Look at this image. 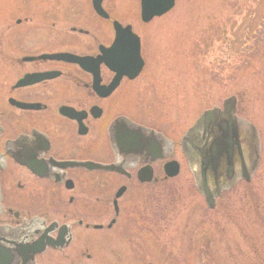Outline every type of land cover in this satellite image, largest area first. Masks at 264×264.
I'll list each match as a JSON object with an SVG mask.
<instances>
[{"label":"rangeland","instance_id":"1","mask_svg":"<svg viewBox=\"0 0 264 264\" xmlns=\"http://www.w3.org/2000/svg\"><path fill=\"white\" fill-rule=\"evenodd\" d=\"M89 1L0 0V109L20 75L16 60L21 29L37 26L40 32L33 35L39 37L53 29L54 21L52 32L69 31L70 25L89 28L94 24ZM105 7L113 18L131 24L142 39L145 67L138 78L122 83L120 112L176 142L174 159L181 171L170 179L159 172L155 183L122 179L128 191L119 201L118 216L112 200L95 201L91 186L85 203H68L65 191L63 202L31 195L39 199L18 207L28 215L62 223L81 209L90 224L105 225L103 230L74 228L77 239L87 235L82 256L74 250L85 238L65 251L48 252L41 261L264 264V0H176L169 13L148 23L140 19L139 0H106ZM230 96L236 97L239 114L256 127L260 166L251 181H239L208 208L179 142L204 110L222 106ZM112 218L117 221L108 229Z\"/></svg>","mask_w":264,"mask_h":264},{"label":"flooded vegetation","instance_id":"2","mask_svg":"<svg viewBox=\"0 0 264 264\" xmlns=\"http://www.w3.org/2000/svg\"><path fill=\"white\" fill-rule=\"evenodd\" d=\"M105 2L102 0L101 5L108 17L98 13L94 0L89 1L88 6L94 14V20L90 22L94 24L89 28L70 25L69 31L52 32L57 26L54 21L53 29L48 33L41 32L43 35L39 37L33 35L40 32L37 26L25 25L21 29L20 57L16 60L20 75L8 89L7 105L0 109V264H24L20 247L32 243L38 235L32 233L34 229L28 231V237L22 236V232L26 226L35 225L32 221L36 218L43 220L45 227L58 224L51 233L57 247H48L36 254V264H45L40 257L48 252L65 251L76 240L85 238L84 243L77 241L80 248L74 250L77 257L82 256L88 239L84 233L77 239L75 227L85 230L105 228L104 224H90L81 209L62 223L48 221L43 215H28L18 207L39 199H30L31 195L63 202L61 193L65 191L68 203H85L91 186L95 201L112 200L118 216L121 211L119 201L128 191V184L121 183L122 179L155 183L159 181V172L163 173V179H170L167 163L176 160V142L166 133L120 112L118 93L122 83L132 79L124 76L114 86L118 71L104 61L106 49L116 39L115 21H119L106 9ZM139 4L141 7V0ZM21 25L23 20L20 19ZM104 25L110 26V30L105 31ZM109 35L111 39L107 42ZM58 54L62 56L54 57ZM225 101L222 106L204 110L179 142L189 170H194L198 176L196 186L208 208H214L222 193L239 181H251L260 166L255 125L239 114L237 99L232 113L236 121L231 120ZM212 109H218V112L206 128L203 115ZM231 121L237 124L241 148L233 145L229 148L233 151H223L220 167L213 172L216 168L212 163L206 168L203 156L208 154L207 150L211 154L210 148L229 133ZM136 126L142 131L132 130ZM190 132L194 135H188ZM159 153L162 156L156 158ZM146 167L153 173L150 181L146 179ZM203 170L206 171L205 183L212 205L206 196ZM248 174L250 179L244 177ZM105 177L107 179H101ZM115 186L117 188L112 192ZM116 221L112 218L107 228Z\"/></svg>","mask_w":264,"mask_h":264},{"label":"water","instance_id":"3","mask_svg":"<svg viewBox=\"0 0 264 264\" xmlns=\"http://www.w3.org/2000/svg\"><path fill=\"white\" fill-rule=\"evenodd\" d=\"M95 9L101 15L108 17L106 11L102 8V0H94ZM176 0H141V17L144 22H149L155 17L162 16L169 12L172 8H174ZM115 27L117 31V36L113 45L106 49L104 61L111 67L118 71V75L114 86L118 85L120 79L124 76L129 77L130 79L136 78L144 67V60L141 56V44L140 38L132 31L131 26L123 27L119 22H115ZM62 55L58 54L54 57H61ZM236 102V97L232 96L224 102V106L226 108L227 114L231 120L236 121V119L232 116L234 112V105ZM218 112V109L208 110L204 113V121L205 127L207 128L210 124L209 121L213 118ZM220 114V113H218ZM237 125V124H236ZM236 125L231 121L229 127V133L225 134L224 138H219L218 142H216L211 149V154H209L210 150H207V155L203 156V164L207 168L211 163L213 164V172L216 171L220 167V155H222L223 151L230 150L233 145L240 147L239 141V130ZM132 130L142 131L140 126L132 127ZM193 136L194 133L188 134ZM188 138V137H186ZM171 144V142H169ZM241 148V147H240ZM209 149V148H208ZM154 148L152 152H154ZM155 154V153H154ZM162 155L156 154L157 157H161ZM106 167V166H101ZM168 167V175L173 177L178 174L180 165L176 161H170L167 163ZM107 168V167H106ZM170 168V170H169ZM146 179L150 181L153 177V173L150 167L145 168ZM246 179H250L249 174L244 176ZM203 181L204 188L206 192V196L209 204L212 205L210 193H208V188L206 186V171L203 170ZM124 188L118 193V196L122 193ZM31 228L30 225L26 226L24 232H22V236L28 237L30 232L33 234H37L38 238L32 243H28L24 245V247H20V256L24 258V264H36L34 261V257L36 254H40L44 252L48 247H57L58 244H55L54 238L51 236V233L55 229V226L58 225L57 222L53 223L45 227L43 220L34 219L32 221ZM66 228V225L63 227ZM30 231V232H28ZM63 245V244H61ZM61 247V246H60ZM29 254V255H28Z\"/></svg>","mask_w":264,"mask_h":264},{"label":"bare ground","instance_id":"4","mask_svg":"<svg viewBox=\"0 0 264 264\" xmlns=\"http://www.w3.org/2000/svg\"><path fill=\"white\" fill-rule=\"evenodd\" d=\"M154 19H155V18H154ZM154 19H153V20H154ZM151 21H152V20H151Z\"/></svg>","mask_w":264,"mask_h":264}]
</instances>
